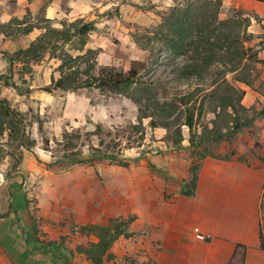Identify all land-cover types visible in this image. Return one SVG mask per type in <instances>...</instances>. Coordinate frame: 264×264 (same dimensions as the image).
Segmentation results:
<instances>
[{"label":"rangeland","instance_id":"obj_1","mask_svg":"<svg viewBox=\"0 0 264 264\" xmlns=\"http://www.w3.org/2000/svg\"><path fill=\"white\" fill-rule=\"evenodd\" d=\"M111 1L114 6L108 14L98 6L88 19H83L96 27L88 34L83 52L72 50L79 47L76 38L72 43L60 45L54 53L47 49L35 60L19 55L12 70L7 69L6 76L17 88L7 100L8 104L23 119L27 137L35 140L30 152L35 150L39 154L22 164L20 154L26 150L18 143L14 148L4 145V152L16 155L20 162L13 167V158L5 156L0 163V264H62L48 255L30 252L32 244L26 245L27 237L43 244L58 245L67 257L66 264H91L78 248H88L96 239L81 235L80 227L105 226L113 219L126 221L131 218V200L141 201L146 195L145 183L151 173L160 179L174 181L169 176L171 170H167L169 161L176 172L182 171L184 162L191 161L190 167L197 166L206 157L236 159L247 167L264 170V117L258 115L229 138L217 141L206 139L208 134H203L204 141L196 147L190 146L191 135L185 126L182 127L183 142L177 148L172 145L171 138H166V131L160 136L159 128L151 130L148 127L150 118L143 119V130L133 128L138 125V107L149 114L159 105L172 103L197 86L208 88L219 68L212 67L196 80L180 78L178 71L186 59L171 58L163 45L148 39L147 35L154 36L160 30L162 17L170 7L183 4V0H99V4L105 7ZM14 3L15 0H0V11L11 10L16 7ZM100 8L103 12H99ZM37 11L35 19L27 10L20 19L12 17L25 20L24 24L16 26L14 22L6 31L21 32L26 25H45L41 23L44 20L42 9ZM233 11L242 12L241 9L220 8V19H226ZM248 31L261 37L248 46L255 47L259 41L264 43V20L250 23ZM23 36L6 38L0 35V46L8 40L4 51L14 56L17 50L30 45L22 47L16 43ZM87 50L93 51L87 58L88 63L95 65L92 74L97 76L105 68L119 72L134 69L148 93L154 96V102L142 99L134 104L112 90L79 89L52 94L41 90L50 85L48 69L57 63L60 65L65 52L75 57L84 55ZM258 51V58L264 60V50ZM80 69H85L83 62ZM252 77L255 78L251 87L234 84L245 92L242 105L260 111L264 105V63L253 65ZM227 79L231 81V75ZM181 110L178 109L174 116ZM246 117H251V113ZM213 119L214 115L209 112L197 119L193 135H201L205 127H211ZM111 157L115 162H111ZM153 157L159 158V167L151 162ZM164 158L166 163L162 164ZM124 162H128V167H122ZM135 174L140 177L137 184L130 182ZM87 175H90L88 180ZM108 180H116L114 186L109 187ZM84 183L91 188L85 196L82 194ZM261 188L260 235L264 248V181ZM117 197L120 200H116ZM121 206L127 216L114 212L115 207ZM109 254L110 258L103 264H123L122 258L114 260L116 256ZM123 261L124 264L133 263L128 258Z\"/></svg>","mask_w":264,"mask_h":264},{"label":"trees","instance_id":"obj_2","mask_svg":"<svg viewBox=\"0 0 264 264\" xmlns=\"http://www.w3.org/2000/svg\"><path fill=\"white\" fill-rule=\"evenodd\" d=\"M183 1V4L170 7L162 17V23L158 27L160 30L154 36L147 35L148 39L163 45L169 51L171 58L186 59L185 64L178 71L180 78L196 80L212 67L217 66L219 69L215 71L214 79L208 88L197 86L191 92L179 97L178 100L159 105L149 114L144 113V110L138 107V125L133 127L143 130V119L150 118L148 127L151 130L164 129L166 138L168 140L171 138L170 141L176 148L183 142V126L190 132L191 136L188 140L190 146L196 147L204 141L203 134L205 133L208 134L206 139L212 138L219 141L247 127L255 115L264 117V105L260 111L253 108L248 109L242 105L245 92L234 84L251 87L255 78L252 77L253 65L264 63V60L258 58V50H264L263 41L255 45L258 50L254 46L247 45L254 39L261 38L248 31L251 19L263 21L264 17L243 11H233L226 19H220L219 13L222 6L220 0ZM24 21L13 18L7 24L0 25V35L14 38L17 35H26L35 28L44 30V33L31 42L26 49L17 50L14 56L3 52L2 55L8 61L10 71L19 55L35 60L47 49H51L54 53L60 45L72 43L76 38H78L79 47H74L72 50L83 52L88 34L96 29L92 22H85L83 19L64 22L60 29L52 27L50 21L44 19L41 23L45 25L42 26L26 25L21 32L6 31L14 22L16 26H22ZM164 28L165 30L162 31ZM92 53V50H87L84 55L74 57L65 52L63 58H60L59 78L55 79L52 76L50 85L41 90L47 94L79 89H97L100 92L112 90L129 98L134 104H138L142 99L154 102V96L148 93L147 87L143 86V82L140 81L134 69L119 72L105 68L97 76L92 74L95 65L88 63L87 60ZM81 62L85 64L84 70L80 69ZM228 75H231V81L227 79ZM0 82L17 91L16 85L8 76L0 75ZM134 88L136 90H133ZM180 108L182 110L174 116ZM206 112L214 115L211 127H205L199 136L193 135L195 121ZM249 112L251 117H246ZM25 127L19 113L10 108L6 99H0V163L5 156L13 158V167L20 162L16 155L13 157L9 151L4 152V145L14 148L18 143L26 151H30L35 146V140L27 137ZM4 138L5 142H3ZM20 157H22L21 154ZM111 158V162H115L113 157ZM122 167H128V162H124ZM190 170L194 174L197 166H192ZM195 180L196 175L194 174L190 185H185L182 189V194H193ZM132 221L133 217L127 218L126 221L113 219L105 226H81L80 234L93 236L96 241L89 243L88 248L79 247L78 250L91 264H103L105 259L110 258L109 249L119 237L132 236V233L127 231ZM25 241L26 245L32 244L30 252H39L62 264L67 263V257L55 243L43 244L29 237ZM261 241L260 235V247L264 249Z\"/></svg>","mask_w":264,"mask_h":264},{"label":"crops","instance_id":"obj_3","mask_svg":"<svg viewBox=\"0 0 264 264\" xmlns=\"http://www.w3.org/2000/svg\"><path fill=\"white\" fill-rule=\"evenodd\" d=\"M221 2V8L225 10L241 9L264 17V0ZM99 3V0H15L16 7L0 11V24L8 23L12 17L22 18L26 10L35 19L37 10L41 8L44 19L50 21L52 27L59 28L63 21L88 19L90 12L98 6L106 10V14L114 6L112 1L105 7ZM101 8L99 12H103ZM252 23H256L253 18ZM43 32L35 28L21 38V44L20 41L16 43L27 47ZM8 44L7 40L0 46V75L5 76L9 65L2 54ZM58 67L59 63L48 69L49 79L52 76L59 78ZM13 93L14 89L0 82L1 99L9 100ZM162 134L165 130L159 128V135ZM38 154L35 150L24 151L22 164L26 160L30 162L29 157H37ZM165 161L166 158L163 162L161 160L162 164ZM151 162L159 167V158L153 157ZM190 162H184L181 172H176L172 162H168L167 170H171L169 176L174 181L160 179L153 173L146 179V195L141 201L131 200L129 214L133 221L127 231L132 236L119 237L109 250L116 256L114 260L122 258L123 264L125 258L132 264H264V251L260 248V198L264 170L247 167L236 159L206 157L198 162L194 173L193 194L184 195L182 189L190 185L194 176L190 171ZM139 178L135 174L130 182L137 184ZM88 179L90 175H87ZM115 181L108 180L109 187L114 186ZM82 188L83 196L91 190L85 183ZM117 199L120 200L119 197ZM122 209V206L115 207L114 212L127 216ZM193 229H198L204 238H197Z\"/></svg>","mask_w":264,"mask_h":264},{"label":"built area","instance_id":"obj_4","mask_svg":"<svg viewBox=\"0 0 264 264\" xmlns=\"http://www.w3.org/2000/svg\"><path fill=\"white\" fill-rule=\"evenodd\" d=\"M193 232L195 233L197 238H199V239H203L204 238V236L199 233L198 229H193Z\"/></svg>","mask_w":264,"mask_h":264}]
</instances>
